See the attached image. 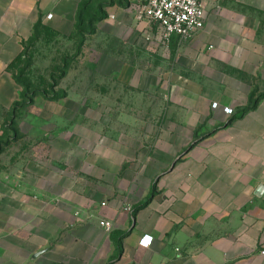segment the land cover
Wrapping results in <instances>:
<instances>
[{
    "label": "crops",
    "instance_id": "obj_1",
    "mask_svg": "<svg viewBox=\"0 0 264 264\" xmlns=\"http://www.w3.org/2000/svg\"><path fill=\"white\" fill-rule=\"evenodd\" d=\"M84 1L0 0V139L36 26L72 35ZM202 2L205 28L185 42L137 20L142 0L104 8L96 30L148 61L102 53L97 74L166 90L179 120L133 152L67 143L6 165L0 264H264V0Z\"/></svg>",
    "mask_w": 264,
    "mask_h": 264
},
{
    "label": "rangeland",
    "instance_id": "obj_2",
    "mask_svg": "<svg viewBox=\"0 0 264 264\" xmlns=\"http://www.w3.org/2000/svg\"><path fill=\"white\" fill-rule=\"evenodd\" d=\"M108 1L93 0L84 20ZM116 1L123 5L128 0ZM102 53L142 65L148 61L142 52L99 33L96 23L82 36L76 31L63 35L42 26L27 42L13 68L23 84V98L5 114L1 173L9 163L48 157L56 145L68 149L67 143L118 145L133 152L151 146L159 129L179 120L181 110L166 90L140 91L120 84L115 77L97 74L96 61Z\"/></svg>",
    "mask_w": 264,
    "mask_h": 264
},
{
    "label": "built area",
    "instance_id": "obj_3",
    "mask_svg": "<svg viewBox=\"0 0 264 264\" xmlns=\"http://www.w3.org/2000/svg\"><path fill=\"white\" fill-rule=\"evenodd\" d=\"M137 20H146L161 27L164 37L177 36L185 42L205 28V11L202 0H142ZM214 104L213 106H216ZM232 115L233 109L225 108ZM100 226L110 231L112 223L101 221Z\"/></svg>",
    "mask_w": 264,
    "mask_h": 264
},
{
    "label": "trees",
    "instance_id": "obj_4",
    "mask_svg": "<svg viewBox=\"0 0 264 264\" xmlns=\"http://www.w3.org/2000/svg\"><path fill=\"white\" fill-rule=\"evenodd\" d=\"M92 2H93V0H85L80 5V8H79V12H78V16H77V20H76V24H75V31L81 36L85 34V29L91 27V25H93L94 23H97L98 21L106 18L107 13L105 12L104 8L107 5L116 4L117 1L116 0H110L108 2L100 3L96 7L94 14H91L90 16L87 17L86 20H84V15H85L88 7H90V5L92 4ZM39 29H40V26L37 25L35 28V33H34L33 37H36V34H37ZM15 79L23 87V84L19 81V79L16 77H15ZM254 106H255V101H254V97H253L248 106L238 109L236 112L233 113V115H235V117H236L237 115H240V114L247 112L248 110H250ZM197 140H198V138H196L194 142H196Z\"/></svg>",
    "mask_w": 264,
    "mask_h": 264
}]
</instances>
